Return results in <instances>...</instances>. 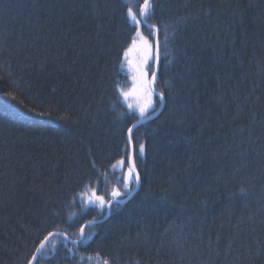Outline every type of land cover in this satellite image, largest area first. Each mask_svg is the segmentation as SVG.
I'll use <instances>...</instances> for the list:
<instances>
[{
	"label": "trees",
	"instance_id": "obj_1",
	"mask_svg": "<svg viewBox=\"0 0 264 264\" xmlns=\"http://www.w3.org/2000/svg\"><path fill=\"white\" fill-rule=\"evenodd\" d=\"M152 3L166 101L136 125L120 66L143 0H0V264L49 232L34 264H264V0ZM134 125L142 184L106 216L88 200L123 191Z\"/></svg>",
	"mask_w": 264,
	"mask_h": 264
},
{
	"label": "snow or ice",
	"instance_id": "obj_2",
	"mask_svg": "<svg viewBox=\"0 0 264 264\" xmlns=\"http://www.w3.org/2000/svg\"><path fill=\"white\" fill-rule=\"evenodd\" d=\"M153 11V3L152 0H143V4L139 5V11L134 12L131 7L127 8V17L132 22L133 25L137 27L136 37H141L144 43V47L147 50L146 54L144 55V58L141 63L137 64L135 66V75H133V87L125 91L123 89H120V95L124 98V101L127 103L128 109L130 111L132 110H138L139 113V120H137V125H140L142 122L149 120L152 118L153 115H155L159 109L156 108L153 104L152 97L153 95L158 96L159 98V104L163 105L166 101V97L163 91L156 92L155 85L157 83L158 79V72H159V60H160V41L157 39L156 41V55L155 60L157 62L156 67H152L149 65L148 61L151 57V44L148 43L146 38H143L141 36L140 28L142 21L149 16V14ZM152 29H154L153 35H157L159 33V29L157 25H152ZM165 41H167V36H165ZM133 45L137 43L136 38H133L132 41ZM132 51V48L127 49L124 52V57L127 59L129 52ZM131 61H129V65L131 67ZM121 69H123V64H121ZM151 74V80H149L147 77ZM133 97L137 98V104L133 105L132 103H128L130 99ZM12 100H16V96H11ZM29 112H34L35 109L29 108ZM151 113V114H150ZM37 115H43L44 113H36ZM123 115V114H121ZM136 127L134 125L133 127H130L128 129V144L131 145L133 143L132 139V133L133 129ZM146 154V146L144 143H139L138 146V152L132 151L129 152L127 150V147L125 149L124 156L117 160L114 164H112V168L115 169L117 165L120 166L122 170L121 179L123 181V194L116 190H112V199H109L107 201L104 200L102 196H96L95 200L100 202L101 207L107 205L109 209L118 207L119 205L123 204L125 200L132 195V193L139 188V186L142 184V176L141 173L137 167V158H143ZM92 166L95 167V161H92ZM126 167V172L123 171V169ZM85 187H88L85 185ZM82 196V194H81ZM75 199V197H74ZM88 204L92 205L93 200L92 198H89ZM96 223V221H89L88 226H91L92 224ZM59 235V233H53L49 232L47 236H44V238L40 241L39 245L36 247L35 252L32 254V259L27 261V264H34V261L38 258V256L43 255L48 249L46 248V244L49 241L50 237ZM89 236L85 235V228L82 226L80 228V236L78 240L72 241L74 246H77L78 244H81L88 240L90 238ZM67 239V237H65ZM55 248V245L53 246V249ZM71 252L72 249H69ZM103 264H109V261L105 259L103 261Z\"/></svg>",
	"mask_w": 264,
	"mask_h": 264
},
{
	"label": "rangeland",
	"instance_id": "obj_3",
	"mask_svg": "<svg viewBox=\"0 0 264 264\" xmlns=\"http://www.w3.org/2000/svg\"><path fill=\"white\" fill-rule=\"evenodd\" d=\"M133 11L137 12V10L135 8L133 9ZM139 28H140L141 36L143 38H146L148 43L151 44V46H152L151 47V57L149 58L148 63H149V65H151L153 67V62H154V57H153V49H154V47H153V39H154V36H153V32H149L146 28H143L142 25H140ZM136 32H137V27L135 29V32H134L133 36H132L133 38L134 37L136 38L137 43L135 45H133V43H132L133 38H132L131 42L127 45V47L125 49V51H126L127 49L132 48V51L129 52V55H128L127 59H125L124 55H123V58H122L123 59V63H122L123 64V70H124V73H125V75L127 77V83L125 84V86H122L120 89H123L125 91H128V90H130L133 87V79H132V77H133V75H135V71H134L135 66L142 62V60L144 58V55L146 54V51H147L145 49V47H144V43H143V40L141 39V37H136ZM160 43H161V51H162L161 52V56H162L163 55V50L166 47L165 46V40L162 39L160 41ZM129 61L132 62L131 63V67L129 65ZM150 75L151 74L149 73V75L147 77L148 79H149ZM149 80H151V79H149ZM152 100H153V104L155 105L156 104V100L154 98V95L152 97ZM122 102H124L125 106L127 107V110L129 112L133 113V115L135 116L136 119H139L138 110L130 111L128 109L127 103L124 101L123 97H122ZM137 102L138 101H137L136 97H133L132 99H130L128 101V103H132L133 105H136ZM112 170L118 171V170H121V168H120L119 165H117V167L115 169L112 168ZM126 170L123 169L124 172H126ZM122 188H123V182H122ZM116 190L120 191L121 193L123 192L122 190H120V188H116ZM96 195H97V192H96ZM90 198H92V197H90ZM94 198H92V200H93V204L91 205L92 207H95L97 210H102L103 208L107 209V205L101 207L100 202L96 201ZM87 207H90V205H87Z\"/></svg>",
	"mask_w": 264,
	"mask_h": 264
},
{
	"label": "water",
	"instance_id": "obj_4",
	"mask_svg": "<svg viewBox=\"0 0 264 264\" xmlns=\"http://www.w3.org/2000/svg\"><path fill=\"white\" fill-rule=\"evenodd\" d=\"M156 41H157V36L155 37V44H154V46H155V55H156ZM157 66V62H156V60H155V62H154V67H156ZM151 79V78H150ZM158 97V96H157ZM162 106L163 105H160L159 107H158V109H159V111L155 114V115H153L152 117H154V116H157L158 115V113L159 112H161L160 110L162 109ZM137 125V124H136ZM127 142H128V136H129V133L127 132ZM133 151V147H130V152H132ZM107 212H106V216H107V214L109 213V210H108V207H107ZM39 257V256H38ZM36 262V260L34 261V263Z\"/></svg>",
	"mask_w": 264,
	"mask_h": 264
}]
</instances>
